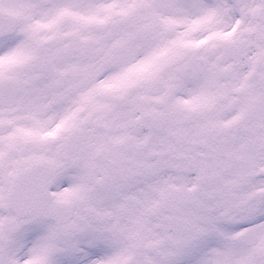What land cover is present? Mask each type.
Instances as JSON below:
<instances>
[{
    "label": "snow or ice",
    "instance_id": "6c2138e0",
    "mask_svg": "<svg viewBox=\"0 0 264 264\" xmlns=\"http://www.w3.org/2000/svg\"><path fill=\"white\" fill-rule=\"evenodd\" d=\"M0 264H264V0H0Z\"/></svg>",
    "mask_w": 264,
    "mask_h": 264
}]
</instances>
